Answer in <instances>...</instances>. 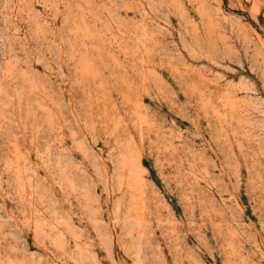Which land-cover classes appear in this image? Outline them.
I'll return each mask as SVG.
<instances>
[{
  "label": "rangeland",
  "instance_id": "1",
  "mask_svg": "<svg viewBox=\"0 0 264 264\" xmlns=\"http://www.w3.org/2000/svg\"><path fill=\"white\" fill-rule=\"evenodd\" d=\"M0 264H264V0H0Z\"/></svg>",
  "mask_w": 264,
  "mask_h": 264
}]
</instances>
